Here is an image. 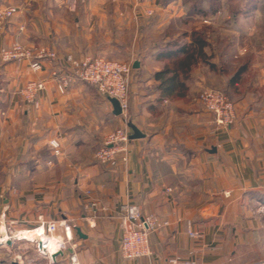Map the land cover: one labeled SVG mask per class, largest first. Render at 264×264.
Masks as SVG:
<instances>
[{
    "label": "crops",
    "instance_id": "crops-1",
    "mask_svg": "<svg viewBox=\"0 0 264 264\" xmlns=\"http://www.w3.org/2000/svg\"><path fill=\"white\" fill-rule=\"evenodd\" d=\"M9 6L20 10L0 31V47L44 45L60 57L120 60L132 72L123 116L76 79L60 93L50 63L33 72L26 62L0 60V264H264V37L253 31L264 26L263 2L235 18L243 45L231 34L222 52L205 48L218 72L197 62L172 92L155 77L169 62L166 43L179 34L172 26L213 29L221 25L215 14L187 19L182 0H0ZM217 76L235 105L225 128L197 101L201 90L216 89ZM30 80L45 82L37 107L19 93ZM124 123L143 137L130 139L116 167L99 164L95 151ZM124 204L159 224L149 257L120 254ZM49 222L58 225L51 234ZM39 247L61 254L52 259Z\"/></svg>",
    "mask_w": 264,
    "mask_h": 264
},
{
    "label": "built area",
    "instance_id": "built-area-1",
    "mask_svg": "<svg viewBox=\"0 0 264 264\" xmlns=\"http://www.w3.org/2000/svg\"><path fill=\"white\" fill-rule=\"evenodd\" d=\"M19 10L18 7L14 6L0 8V31L4 29L8 20ZM0 60L5 63L26 62L33 72L42 71L44 63H50L52 68L49 73L60 93H65L70 81L76 79L95 87L100 94L106 97L117 99L121 107V115L125 116L126 114L132 72L129 63L107 60L102 57H75L70 54L60 57L52 48L44 45L30 47L20 41H13L7 46L0 47ZM44 88V81L30 80L25 83L19 93L25 102L37 107V95ZM197 101L206 112L213 115L217 126L225 128L234 122L236 117L235 105L222 92L213 88H205L198 93ZM129 135L130 129L127 123L106 134L101 146L95 151L96 161L110 167H116L119 159L125 161L128 154ZM48 145L54 155L60 154V145L57 140H50ZM86 206L93 210L96 208V203L88 200ZM120 213L123 223L127 224L120 239V254L125 259L149 257L151 250L148 237L159 226L156 218L141 214L139 209L132 204L122 205ZM63 226L66 232L72 229L71 226L65 223H63ZM57 227V223L49 222L46 225V230L51 234L56 231ZM188 234L191 237L197 236V233L192 231H189ZM67 235L68 241L71 237L69 233ZM45 245L40 243V246L46 249ZM65 246V242L59 243V249H64ZM42 248H38L39 252L49 257L51 253L45 252V249ZM71 258L75 261L74 255ZM171 262L176 263L175 260H171Z\"/></svg>",
    "mask_w": 264,
    "mask_h": 264
},
{
    "label": "trees",
    "instance_id": "trees-1",
    "mask_svg": "<svg viewBox=\"0 0 264 264\" xmlns=\"http://www.w3.org/2000/svg\"><path fill=\"white\" fill-rule=\"evenodd\" d=\"M189 1V0H187ZM190 8L188 11L187 19H191V15L194 17H204L208 15H213L217 13L216 3L219 1L215 0H190ZM253 4L252 6H250ZM247 7L246 10L254 8L257 3L252 0H246ZM236 13H240V9H236ZM187 19L185 20L186 22ZM191 31L188 33L190 41L185 43L182 41V37L187 36L188 32L182 31L179 32L178 36L170 40L165 45V49L168 51L169 62L164 67V69L155 74V77L161 79L166 86L162 85L163 90L167 92H172L179 87V84H182L183 79L188 76V73L191 69V66L195 63H204L209 66L211 70L215 72L219 71V68L216 64L210 63L211 58L208 57L205 48L210 44L208 42L207 34L211 31V27L202 26L200 28L191 27ZM172 38V37H171ZM225 67H221V72H225ZM238 71V70H237ZM221 73V75L223 74ZM236 75V74H235ZM233 75V77L235 76ZM238 75V74H237Z\"/></svg>",
    "mask_w": 264,
    "mask_h": 264
},
{
    "label": "rangeland",
    "instance_id": "rangeland-1",
    "mask_svg": "<svg viewBox=\"0 0 264 264\" xmlns=\"http://www.w3.org/2000/svg\"><path fill=\"white\" fill-rule=\"evenodd\" d=\"M69 1H79V0H69ZM182 1H184L185 4H192V1H190V0L189 1L182 0ZM215 1H219V3H216L217 13L214 15V17L216 19V25H218V24H221V25L215 26L213 29L211 28V31L207 34V38L209 39V41L211 43V50L217 54L219 52H222V50H224L225 45H227L226 42L230 41L229 39L237 40L236 44L243 45V43H245V41H243V38L241 37V33H242L241 28H239V26L237 25V23L235 21V18H238L240 13H236V14H234V13L236 12V9H240V12L244 11V9L247 7V5H246V0H215ZM252 1L256 2V3L263 2V5H264V0H252ZM252 5L253 4H251L250 6H252ZM191 27L192 26H189V25L185 26V27L177 26V25L172 26V28L174 29V31H173L174 35L173 36H176V33L186 31V30L188 31V32H186L188 34L192 29ZM224 29H226V31H224ZM229 31H234V33H231ZM253 31H254V34H259V35L263 34V36H261V37H264V26L258 27L257 25H253ZM169 34H171V33H169ZM231 34L232 35L235 34L236 35L235 38H233V36L232 37L228 36ZM171 37L172 36H170V38ZM227 37H229V39ZM247 43H250V42L248 41ZM251 44H256V42H251ZM90 57H98V56H90ZM102 58H104V57H102ZM104 59L110 60V58H104ZM216 61L217 62L220 61V63L222 64L223 58H220V57L217 58L216 57ZM220 80H221V78L219 76H217V78L215 80L216 90L222 92L223 94H225L229 98V96L225 92V90H223V88L220 87L221 86L219 83ZM213 89H215V88H213ZM127 125L129 127L128 123H127ZM129 129H130V127H129ZM131 133L132 132L130 129V134ZM129 140H130V138H129Z\"/></svg>",
    "mask_w": 264,
    "mask_h": 264
},
{
    "label": "water",
    "instance_id": "water-1",
    "mask_svg": "<svg viewBox=\"0 0 264 264\" xmlns=\"http://www.w3.org/2000/svg\"><path fill=\"white\" fill-rule=\"evenodd\" d=\"M134 67H136V65H134ZM108 100L109 102L111 103L112 105V108H113V114L114 115H121L122 111H121V107L119 105V102L117 99L115 98H112V97H108ZM129 127L131 129V134L129 136L130 139H137V138H141L143 137V134H141V132L137 129V127H135L134 125L132 124H129ZM77 231V234L79 236H81V233H80V230L79 229H76ZM40 245V243H39ZM61 254V252H56L54 254L51 255V258L54 259L57 255Z\"/></svg>",
    "mask_w": 264,
    "mask_h": 264
}]
</instances>
